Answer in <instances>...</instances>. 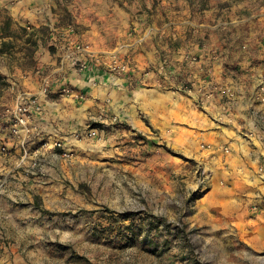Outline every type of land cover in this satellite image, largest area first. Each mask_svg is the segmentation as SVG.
I'll return each instance as SVG.
<instances>
[{"label": "crops", "instance_id": "0c3cea01", "mask_svg": "<svg viewBox=\"0 0 264 264\" xmlns=\"http://www.w3.org/2000/svg\"><path fill=\"white\" fill-rule=\"evenodd\" d=\"M78 6L92 20L76 16L73 24H60L62 10ZM0 8L33 37L47 34L30 69L9 71L0 64V75H6L0 112L24 96H37L42 107L29 121L24 148L19 139H6L11 154L0 159V234L8 231L12 211L49 195L50 177L64 176L67 161L77 163L75 135L84 134L88 122L112 138L119 135L113 133L116 123H126L129 130L120 136L126 142L134 131L148 129L139 112L169 136L185 130V144L227 141L235 145L234 158L248 161L238 140L264 117V0H0ZM77 24L84 26L80 33ZM70 25L73 32L65 36ZM62 37L88 45L100 62L91 60L90 71L77 72L64 59L70 50ZM112 61L127 70H112ZM204 80L229 86L236 103L227 106L216 97L199 107L185 88ZM63 86L69 95L59 93ZM35 160L38 168L31 167ZM0 264L12 263L0 256Z\"/></svg>", "mask_w": 264, "mask_h": 264}, {"label": "rangeland", "instance_id": "374dc122", "mask_svg": "<svg viewBox=\"0 0 264 264\" xmlns=\"http://www.w3.org/2000/svg\"><path fill=\"white\" fill-rule=\"evenodd\" d=\"M76 16L92 20L78 6L63 9L60 24ZM46 35L33 37L0 8V64L30 69ZM137 118L148 129L126 142V123L112 138L88 122L96 137L78 136L77 163L50 177L49 195L12 211L0 256L12 264H264V138L238 140L245 163L227 141L185 144V130L169 136Z\"/></svg>", "mask_w": 264, "mask_h": 264}, {"label": "built area", "instance_id": "2783aa9c", "mask_svg": "<svg viewBox=\"0 0 264 264\" xmlns=\"http://www.w3.org/2000/svg\"><path fill=\"white\" fill-rule=\"evenodd\" d=\"M68 32L64 33L65 36L70 35L73 32L72 26L68 27ZM67 45L66 50H70L64 54V59L69 61L72 68L79 73H87L91 70V63L89 61L93 60L94 63L100 62L99 57H96L91 50H89L88 45L80 43L72 39V37H62ZM212 59H215V55H212ZM192 60H195L194 58ZM115 61H112L109 67L112 70H118L124 72L127 70L126 65H116ZM165 62H162L160 67L164 68ZM261 89L264 90V83H261ZM185 91L189 95H193L196 99L197 105L199 107H204L207 103L215 100L219 97L221 101L227 106H232L236 103V95L227 85H221L217 83H212L209 80H204L202 86L195 87L194 83L190 84V87L185 88ZM42 93H46V88L42 89ZM61 95H69L71 91L67 87H61L59 89ZM42 113V107L40 105L37 96H24L19 97L11 105L4 107L2 112H0V159L8 157L11 153L7 138L13 137L20 141L19 147L24 148L25 140L30 136L29 121ZM101 117H99L100 119ZM5 128V129H3ZM84 134L88 137L94 138L97 135V129L88 127V130L84 131ZM77 138V135H75ZM243 137L247 138L254 143L260 144V139L264 138V117L261 116L260 122L253 126L251 129L243 133ZM55 148H62L60 143L55 144ZM228 149L223 148V154H228ZM69 156V155H68ZM31 167L38 168L39 163L37 160L31 163ZM4 187V182L0 183V190Z\"/></svg>", "mask_w": 264, "mask_h": 264}, {"label": "trees", "instance_id": "16d2710c", "mask_svg": "<svg viewBox=\"0 0 264 264\" xmlns=\"http://www.w3.org/2000/svg\"><path fill=\"white\" fill-rule=\"evenodd\" d=\"M7 24H8V21H7ZM2 30V29H1ZM4 44V43H3ZM1 52V51H0Z\"/></svg>", "mask_w": 264, "mask_h": 264}]
</instances>
